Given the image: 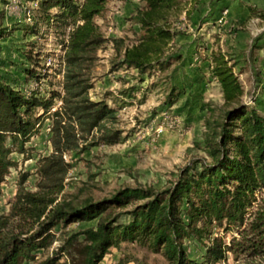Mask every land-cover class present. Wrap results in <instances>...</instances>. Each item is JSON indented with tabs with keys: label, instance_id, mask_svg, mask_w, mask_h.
I'll return each instance as SVG.
<instances>
[{
	"label": "trees",
	"instance_id": "obj_1",
	"mask_svg": "<svg viewBox=\"0 0 264 264\" xmlns=\"http://www.w3.org/2000/svg\"><path fill=\"white\" fill-rule=\"evenodd\" d=\"M109 1L36 0L29 10L31 19L52 28L58 38L60 50L53 56L60 64L55 70L60 89L42 93L51 66L42 62L36 42H28L15 66L22 82L33 81L36 88L24 90L0 71V196L15 165L11 153H25L46 118L52 148L38 160L36 189L20 187L9 213L0 214V264H99L111 247L126 241L163 254L171 264H219L228 253L238 264H264V196H258L264 190L263 100L256 96L251 105L237 104L244 93L234 71L241 58L231 62L222 50L211 51L208 67L227 108L205 119L203 144H197L204 156L190 160L160 189L128 185L100 198L64 195L73 166L68 155L125 139L118 109L90 93L100 50L112 42L120 57L115 68L142 75L168 67L179 34L170 18L181 0H138L131 19L141 32L131 43L109 38L96 21ZM13 31L0 19V39ZM30 32L38 30L26 27L25 34ZM93 220L95 225L70 235L65 230ZM192 241L203 248L199 258L190 254Z\"/></svg>",
	"mask_w": 264,
	"mask_h": 264
},
{
	"label": "rangeland",
	"instance_id": "obj_2",
	"mask_svg": "<svg viewBox=\"0 0 264 264\" xmlns=\"http://www.w3.org/2000/svg\"><path fill=\"white\" fill-rule=\"evenodd\" d=\"M139 5L138 0H110L107 11L96 21L109 38L125 37L131 43L134 33L141 32L131 19ZM35 6L36 0H0V19L4 26L14 29L0 39V71L24 90L36 88L33 81L28 85L22 82L23 74L15 68L23 60L28 42H36L42 62L51 66L49 77L42 81V93L48 96L52 88L60 89L61 75L55 73L60 64L53 56L60 47L52 28L31 19L29 10ZM170 21L179 34L170 47L171 63L163 70L155 67L141 75L125 66L116 69L120 57L112 42L100 50L90 93L118 109L125 139L68 155L73 166L64 195L84 197L91 193L100 198L128 185L160 189L170 184L190 160L204 156L197 144H203L205 119L217 118L227 108L220 84L208 67L211 51L222 50L231 62L241 58L234 69L244 89L237 104L251 105L256 96L264 103V45L257 47L264 43V0H181ZM33 26L38 33L26 35V27ZM50 121L46 118L26 143L25 153H11L15 165L2 183L0 214L9 213L20 187L36 189L38 160L52 150ZM262 195L264 190L258 192ZM95 223L74 222L65 230L70 235ZM225 240L229 242L230 234ZM58 245L55 243L49 253ZM188 248L196 258L203 249L196 241L189 242ZM99 264L171 263L159 252L126 241L111 247ZM219 264L238 263L228 253Z\"/></svg>",
	"mask_w": 264,
	"mask_h": 264
}]
</instances>
